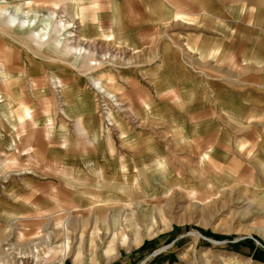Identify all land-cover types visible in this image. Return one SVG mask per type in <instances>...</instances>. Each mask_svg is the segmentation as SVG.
Masks as SVG:
<instances>
[{"label": "rangeland", "instance_id": "374dc122", "mask_svg": "<svg viewBox=\"0 0 264 264\" xmlns=\"http://www.w3.org/2000/svg\"><path fill=\"white\" fill-rule=\"evenodd\" d=\"M45 1L0 0V62L22 88L10 99L19 110L11 124L0 85V264H264L260 181L220 180L210 157L185 142L206 125L161 117L153 92L134 87L148 86L146 77L124 73L144 57L114 43L105 21L96 28L103 2L56 10ZM20 100L32 115L25 132ZM110 158L112 171L94 170Z\"/></svg>", "mask_w": 264, "mask_h": 264}, {"label": "crops", "instance_id": "0c3cea01", "mask_svg": "<svg viewBox=\"0 0 264 264\" xmlns=\"http://www.w3.org/2000/svg\"><path fill=\"white\" fill-rule=\"evenodd\" d=\"M66 1L45 2L55 8H64ZM100 2L104 6L96 12L99 16H95L96 28L100 30L102 20L105 21L114 43L130 45L135 54L144 57L124 73L146 77L148 86L134 87L153 92L150 105L167 113H160L161 117L169 116L176 124L182 122L184 114L192 125H206L197 137L186 133L185 142L192 147L193 153L199 155L203 151L204 156L210 157L208 162L216 167L220 180L222 177L227 181L231 178L258 180L260 183L256 186L264 188V0ZM85 30L86 24L81 23L79 32L84 34ZM105 74L115 75L111 70ZM16 79L19 84L18 77ZM121 86L123 92L131 91L125 84ZM18 88L22 92L21 86ZM5 117L14 124L8 111ZM121 135L125 137L126 131L121 130ZM24 142V146H30H27V139ZM144 147L143 143L139 150ZM158 148L155 165L163 169L165 160ZM109 161L110 167L104 170L97 165L94 170L112 171L114 163L111 158ZM127 166L122 162L117 168L123 171L122 183L128 179L124 172L128 171ZM136 181L134 175L133 183Z\"/></svg>", "mask_w": 264, "mask_h": 264}, {"label": "bare ground", "instance_id": "6f19581e", "mask_svg": "<svg viewBox=\"0 0 264 264\" xmlns=\"http://www.w3.org/2000/svg\"><path fill=\"white\" fill-rule=\"evenodd\" d=\"M12 1H14V0H12ZM31 1L32 0H27V2H29V3H27V5H29L30 6V3H31ZM14 5V4H13ZM0 8H7V5L6 4H1L0 3ZM57 9V8H56ZM47 21H48V18H44L43 20H42V22L41 23H43V24H47L48 25V23H47ZM26 21H23V24H19V26H18V31H20V27L21 28H24L23 26H24V23H25ZM40 27V29L41 28H43L44 27V25H40L39 26ZM38 30V29H37ZM59 30V29H58ZM58 30H56V32L58 31ZM61 30V29H60ZM38 35V34H37ZM47 35V33H45L44 35H42V39L45 37ZM34 36V35H33ZM35 37V36H34ZM49 43V40L47 41V45H51L50 46V49H51V51H54L55 53H57V51L59 50V45H58V41H57V43L55 42L54 44H48ZM2 57V56H1ZM55 58V57H54ZM57 59V58H56ZM2 82H4V84H2ZM0 85L2 86V88H3V85H4V90L7 92V95H5V96H7V99H8V103H7V105H5V107H4V109L6 108H8L9 106H11L12 105V101L10 100V99H12L11 97H13V98H17L18 96L16 95V96H14L12 93H13V90H14V88H16V89H18L19 90V88L18 87H20L19 86V84H18V82H17V79L15 78V77H13V74H12V71H11V69L6 65V64H1V62H0ZM15 89V90H16ZM16 93L15 94H19V92L20 91H15ZM1 94H3V93H1L0 92V98H2L3 99V95H1ZM21 99H22V97H21ZM26 99V98H25ZM20 102L21 103H23V112H24V118H23V120H22V126H21V129H20V131H22V132H25L26 130H27V127H26V125H27V121H29V119H31L32 118V115H31V112L29 111V109H28V107H27V105H26V103L24 102V101H21L20 100ZM3 110V109H2ZM8 111V117L9 118H12V119H14L15 121H16V118H17V116H18V112H19V110H15V108L14 107H9V110H7ZM15 113H16V115H15Z\"/></svg>", "mask_w": 264, "mask_h": 264}]
</instances>
